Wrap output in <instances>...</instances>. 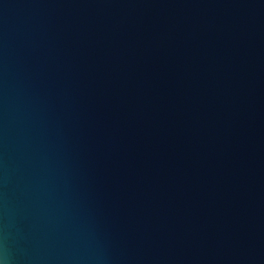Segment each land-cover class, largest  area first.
<instances>
[{
	"label": "water",
	"instance_id": "water-1",
	"mask_svg": "<svg viewBox=\"0 0 264 264\" xmlns=\"http://www.w3.org/2000/svg\"><path fill=\"white\" fill-rule=\"evenodd\" d=\"M0 264H264V0H0Z\"/></svg>",
	"mask_w": 264,
	"mask_h": 264
}]
</instances>
